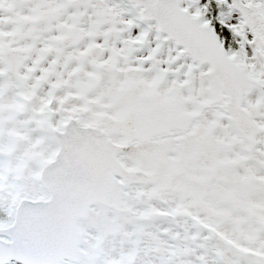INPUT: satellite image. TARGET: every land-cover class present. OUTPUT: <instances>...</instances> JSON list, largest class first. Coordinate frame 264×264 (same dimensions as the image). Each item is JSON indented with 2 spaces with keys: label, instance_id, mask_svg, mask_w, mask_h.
<instances>
[{
  "label": "snow or ice",
  "instance_id": "snow-or-ice-1",
  "mask_svg": "<svg viewBox=\"0 0 264 264\" xmlns=\"http://www.w3.org/2000/svg\"><path fill=\"white\" fill-rule=\"evenodd\" d=\"M0 264H264V0H0Z\"/></svg>",
  "mask_w": 264,
  "mask_h": 264
}]
</instances>
